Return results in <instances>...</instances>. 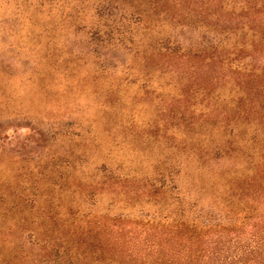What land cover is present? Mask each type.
<instances>
[{
    "label": "rangeland",
    "instance_id": "obj_1",
    "mask_svg": "<svg viewBox=\"0 0 264 264\" xmlns=\"http://www.w3.org/2000/svg\"><path fill=\"white\" fill-rule=\"evenodd\" d=\"M208 1L181 0L180 13L144 28L123 10L97 14L94 0L49 11L0 0V264H242L248 250V264H264V200L231 188L260 132L226 116L237 103L231 82L212 88L229 67L164 62L149 47L193 55L219 43L211 16L239 17V0ZM119 30L133 42L115 39ZM229 123L238 153L214 159ZM200 134L210 142L197 226L211 232L198 252L175 224Z\"/></svg>",
    "mask_w": 264,
    "mask_h": 264
},
{
    "label": "trees",
    "instance_id": "obj_2",
    "mask_svg": "<svg viewBox=\"0 0 264 264\" xmlns=\"http://www.w3.org/2000/svg\"><path fill=\"white\" fill-rule=\"evenodd\" d=\"M20 1V3L17 2V8L19 6L33 5L36 11L42 9H47L49 11L57 7V5L60 6L63 4V0ZM215 1L216 0L208 1V3L211 2V4H214ZM94 2L96 4L95 10L97 14L101 15L104 12L111 14L114 10H123L122 12L127 18L130 20L134 18L133 23L141 25L144 28H151V24L159 21L161 15L163 20H166L169 17L173 18L174 14H178V11L180 13L182 9L181 0H94ZM234 6L235 4L230 8ZM239 6V17H236L235 14L233 15V13L230 12L228 19H225L213 13L214 16L211 17L212 20H214L213 23L217 26V28L213 30L223 37L219 40V43L209 46V48L199 46L195 49L193 55H191L190 51L181 50L180 47H178L179 45L176 49L159 43L150 44L149 47L154 51L157 50L159 54L163 50L164 53H162V56L164 57V62H168V60L176 57L182 60V62L190 59H192V63L193 60L203 62L209 59L216 64L223 62L227 64L230 74H224L221 78L218 76L217 80H214L212 88L221 87L227 82H231L232 87L237 88V103L234 107L225 112L227 113L226 116L232 117L235 121L239 120L241 123L246 124V126H253L255 129L254 133L260 132L258 135L261 138V146L258 149H251L252 142H255L257 139L254 135L249 142L244 144V146L249 145V152L246 158L247 164L244 169L246 170V174L244 178L233 181L231 188L235 192H240L241 190L246 191L245 197L243 196L246 200L257 197V201H261L264 200V0H239ZM171 8H174L176 12L171 13ZM105 9H107V11H104ZM182 14L184 15V13ZM237 18H239V20ZM117 35L119 36L115 39L119 42L125 43V40H127L129 44L133 42L131 36L130 38H123V33L120 30L117 32ZM223 38H226V40ZM110 39L112 38L108 34V40ZM217 46H222L225 51L221 53L217 49ZM207 49L209 53L205 54L207 53ZM192 66V64L184 65L182 63L180 69L182 68L184 72H188L187 69L192 68ZM170 70L175 72L177 67L171 66ZM220 82L221 84H219ZM235 123L238 125V122ZM235 123H229V126L224 127L225 134L227 133V127L229 128L227 134L231 136V138L227 144L215 146L212 150V157L214 159H219L224 154L238 153L239 147L234 144L233 141L234 138L236 139L238 137L236 127L234 126ZM202 135H199L200 139L198 146L201 149L197 150L199 152L195 153L196 165L193 168L194 172L192 173L193 175L190 181V185L194 187L187 189V194L184 193L185 190L183 189V192H179L178 206L176 208L178 219L175 224L176 236L179 237L180 240L192 242L198 252V246L202 242L207 241L206 239L211 232V229L206 226L203 229H198L197 226V219L202 215V209L199 207L200 201L207 196L204 184L197 185V183H199L198 181H200V179L207 176V171L209 169L206 166L208 148L205 146L209 144L210 138L209 136ZM192 151L194 152V150ZM188 163L186 159H182L177 166L180 168L179 170H181V168L187 166ZM177 173L180 174V172ZM191 191H193L195 199L188 204L186 199L191 198ZM261 228V230L264 229V218ZM256 242V257L262 260L264 257V248H262L264 237L257 238ZM243 253L242 264H248V260L251 259L255 260V257L252 258L250 250Z\"/></svg>",
    "mask_w": 264,
    "mask_h": 264
}]
</instances>
